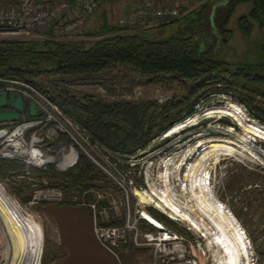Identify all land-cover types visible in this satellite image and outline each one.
<instances>
[{
    "label": "built area",
    "instance_id": "1",
    "mask_svg": "<svg viewBox=\"0 0 264 264\" xmlns=\"http://www.w3.org/2000/svg\"><path fill=\"white\" fill-rule=\"evenodd\" d=\"M208 1L14 0L0 6V42H90L143 32L180 19ZM101 11L116 14L111 30L88 31L97 23ZM16 83L19 85L9 84L0 91L18 93L25 101H33L42 115L31 118L24 114L15 123H0V160L19 159L25 164L21 171L0 177V202L6 207L21 213L22 208L31 211L41 203L87 207L95 239L116 258L122 245L133 244L150 248V260L145 264H258L259 258L249 242V256L242 253V257L234 258L221 231L197 207L193 192L202 188L211 198L210 205L233 217L208 185L207 168L201 181L190 178L191 162L199 147L194 141L196 136L178 142L171 137L166 139L165 136H174L167 131L162 134L165 141L157 147L153 141L134 155L120 153L93 138L43 90L29 83ZM80 154L102 172L107 182L104 189L91 187L66 195L49 186L48 179L33 173V169L47 166L65 172L76 165ZM13 186H25L27 190L23 195L17 194ZM149 208L163 214L172 226L150 215ZM110 221L115 223L109 225Z\"/></svg>",
    "mask_w": 264,
    "mask_h": 264
},
{
    "label": "trees",
    "instance_id": "2",
    "mask_svg": "<svg viewBox=\"0 0 264 264\" xmlns=\"http://www.w3.org/2000/svg\"><path fill=\"white\" fill-rule=\"evenodd\" d=\"M210 3L213 1L191 12L196 16L190 19L192 28L187 35L169 33V29L172 24L182 21L191 13L157 27L160 29L158 35H147L145 32L148 30H145L116 34L90 42L49 39L0 42V89L9 84L18 86L16 81L38 87L64 113L78 121L93 138L112 150L128 155L146 149L152 145L155 137L161 136L186 116H191L197 109L194 105L212 92L232 93L248 107L252 116L264 121V65L230 62L214 51L213 41L208 46L205 42L199 44V35L207 38L208 31L216 34L215 43L218 40L227 43L231 34V29L227 27L230 15L241 3H249L250 9L238 18V28L246 34L257 24L263 31L264 0H224L208 15L206 9ZM211 18L214 28L210 27ZM111 28L104 16L98 31L106 32ZM262 49L264 51V41ZM120 67L130 68L154 81H177L183 84L186 95L163 103L156 100L104 102L92 95L70 94L61 87L46 88L37 81L43 74L95 75L104 71L112 72ZM211 109H230L239 115L233 107L216 106ZM26 116L29 117L28 114ZM253 131L264 136L262 130L253 128ZM24 166V162L19 159H1L0 177L21 171ZM33 173L39 178L48 179L49 186L63 190L66 195L91 187L104 189L107 185L102 172L82 154L76 165L65 172L47 166L45 169H33ZM13 190L21 194L27 188L13 186ZM149 210L168 221L163 214L152 208ZM114 223L110 221L108 224Z\"/></svg>",
    "mask_w": 264,
    "mask_h": 264
},
{
    "label": "rangeland",
    "instance_id": "3",
    "mask_svg": "<svg viewBox=\"0 0 264 264\" xmlns=\"http://www.w3.org/2000/svg\"><path fill=\"white\" fill-rule=\"evenodd\" d=\"M13 1L0 0V4L8 5ZM212 1L216 3L220 0ZM249 9V3H241L235 7L227 24V27L231 29L230 39L227 43L221 40L215 43L216 34L213 31H208L207 38L205 35H199V44L202 45L205 42L208 46L213 41L212 48L214 51L230 62L241 61L264 65V51L262 49L264 30L262 31L255 24L251 32L244 34L238 28V18L248 13ZM206 12L208 15L211 12L209 7ZM100 13L97 23L94 22L90 26L91 30L88 31H97L99 29L97 24L98 26L100 23L102 24L104 16L108 25L112 26L115 23L116 14H107L104 11ZM195 16L196 14L191 13L182 21L172 24L169 33L189 34L192 28L190 19ZM206 27L207 25L205 29ZM210 27L214 28L212 18L210 19ZM145 33L147 35H158L160 29L155 28ZM201 37L205 38L206 41ZM37 81L46 88L61 87L70 94L92 95L104 102L156 100L163 103L173 98L180 99L186 95L183 84L177 81L170 79L154 81L150 77L141 75L137 71L126 67H120L112 72L104 71L95 75L59 76L43 74L37 78ZM236 104L244 110L248 117L239 111ZM194 106L197 109L191 116H186L183 119L184 121L177 122L167 130L168 132L166 131L174 136H165V138L169 139L171 137V139L174 138L173 141L181 142L183 138L196 136L194 141L200 147H198V153L191 162L193 168L190 172V178L192 179L195 176L197 168L205 166L209 170L208 185L213 188L215 197L233 215L232 217L226 213L232 220L233 227L242 235L241 238L246 240L247 244L248 242L251 244L253 251L259 258L258 264H264V136L253 131L254 128L264 132V121L252 116L244 103L239 101L232 93H209ZM216 106L233 107L239 115H236L230 109H211ZM208 109H211V111L207 112ZM250 119L255 120L257 123ZM246 124H249L250 127ZM163 137L159 140H157L158 137H155L153 146L157 147L162 141H165L162 139ZM153 141L152 143H154ZM227 149H232L238 155L223 154L230 152ZM161 152L156 151V153ZM21 194L23 195L25 192ZM38 207H33L31 211L22 208L28 223L33 226L37 241L38 252L36 249V253L39 256L37 255L36 259L33 258L31 262L33 264H42L46 238L45 219L41 218ZM149 213L162 223L172 226L169 221L155 211L149 210ZM29 214L33 219L35 218L34 221L41 224L43 247L39 235L37 237Z\"/></svg>",
    "mask_w": 264,
    "mask_h": 264
},
{
    "label": "crops",
    "instance_id": "4",
    "mask_svg": "<svg viewBox=\"0 0 264 264\" xmlns=\"http://www.w3.org/2000/svg\"><path fill=\"white\" fill-rule=\"evenodd\" d=\"M223 1L210 3L208 7L212 11ZM38 206L46 228L44 264H145L150 260L148 247L122 245L118 258L106 251L94 237L91 212L87 207L58 203ZM31 219L43 247L41 224Z\"/></svg>",
    "mask_w": 264,
    "mask_h": 264
},
{
    "label": "bare ground",
    "instance_id": "5",
    "mask_svg": "<svg viewBox=\"0 0 264 264\" xmlns=\"http://www.w3.org/2000/svg\"><path fill=\"white\" fill-rule=\"evenodd\" d=\"M227 150L230 152L223 154L238 155L232 149ZM205 168V166L197 168L192 179L201 181V175ZM193 194L195 195L197 207L205 218L215 224L221 231L224 241L229 244L228 247L233 251L234 258L240 257L242 253L245 257L249 256V247L246 240L242 239V235L233 227L232 220L226 212L213 204L210 205L212 203L211 198L206 195L202 188L197 192L194 191ZM141 200L145 201V198L141 196ZM169 206L175 210L173 205ZM144 215L154 220L148 213L144 212ZM33 231V226L28 223L23 213L18 210H11L0 202V264H33L31 263L33 258L36 259L38 255L36 253L37 241Z\"/></svg>",
    "mask_w": 264,
    "mask_h": 264
},
{
    "label": "water",
    "instance_id": "6",
    "mask_svg": "<svg viewBox=\"0 0 264 264\" xmlns=\"http://www.w3.org/2000/svg\"><path fill=\"white\" fill-rule=\"evenodd\" d=\"M24 114H28L31 118H36L41 116L42 112L33 101H25L20 94L1 90L0 123H15L19 121Z\"/></svg>",
    "mask_w": 264,
    "mask_h": 264
},
{
    "label": "clouds",
    "instance_id": "7",
    "mask_svg": "<svg viewBox=\"0 0 264 264\" xmlns=\"http://www.w3.org/2000/svg\"><path fill=\"white\" fill-rule=\"evenodd\" d=\"M230 119V118H229Z\"/></svg>",
    "mask_w": 264,
    "mask_h": 264
}]
</instances>
